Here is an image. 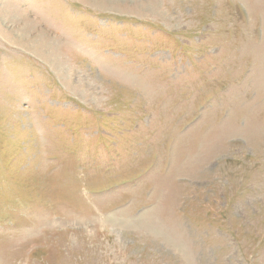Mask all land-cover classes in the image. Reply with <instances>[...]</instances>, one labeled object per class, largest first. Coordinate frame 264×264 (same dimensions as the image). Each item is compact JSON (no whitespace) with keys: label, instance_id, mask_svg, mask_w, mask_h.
<instances>
[{"label":"rangeland","instance_id":"1","mask_svg":"<svg viewBox=\"0 0 264 264\" xmlns=\"http://www.w3.org/2000/svg\"><path fill=\"white\" fill-rule=\"evenodd\" d=\"M0 264H264V0H0Z\"/></svg>","mask_w":264,"mask_h":264},{"label":"bare ground","instance_id":"2","mask_svg":"<svg viewBox=\"0 0 264 264\" xmlns=\"http://www.w3.org/2000/svg\"><path fill=\"white\" fill-rule=\"evenodd\" d=\"M119 3H120V2H119ZM44 31H45V30H44ZM28 47H29L28 49H29L30 51H31V50L34 51V47H31V45H29ZM132 83H133V81H132Z\"/></svg>","mask_w":264,"mask_h":264}]
</instances>
